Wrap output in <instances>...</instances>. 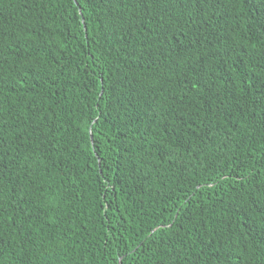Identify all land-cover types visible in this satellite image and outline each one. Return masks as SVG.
Listing matches in <instances>:
<instances>
[{"label": "trees", "instance_id": "16d2710c", "mask_svg": "<svg viewBox=\"0 0 264 264\" xmlns=\"http://www.w3.org/2000/svg\"><path fill=\"white\" fill-rule=\"evenodd\" d=\"M0 264H264V0H0Z\"/></svg>", "mask_w": 264, "mask_h": 264}]
</instances>
